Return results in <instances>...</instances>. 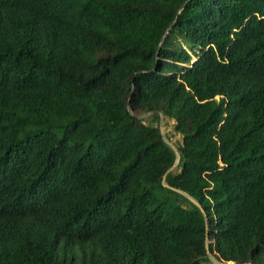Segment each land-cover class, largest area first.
Segmentation results:
<instances>
[{
  "label": "trees",
  "instance_id": "16d2710c",
  "mask_svg": "<svg viewBox=\"0 0 264 264\" xmlns=\"http://www.w3.org/2000/svg\"><path fill=\"white\" fill-rule=\"evenodd\" d=\"M213 258L264 264V0H0V264Z\"/></svg>",
  "mask_w": 264,
  "mask_h": 264
},
{
  "label": "water",
  "instance_id": "95a60500",
  "mask_svg": "<svg viewBox=\"0 0 264 264\" xmlns=\"http://www.w3.org/2000/svg\"><path fill=\"white\" fill-rule=\"evenodd\" d=\"M149 113H146L144 116H146V115H148ZM140 117H142V116H140ZM162 119H163V113L161 112V119H160V127H161V129H162ZM165 140H166V142L176 151V153H177V161L174 163V165L169 169V171H171V170H174V169H176L177 168V166H178V163H179V160H180V152H179V150H178V148H177V146L172 142V141H170L168 138H166L165 137ZM165 178H166V176H164V181H163V183L165 184V185H167L166 184V182H165ZM179 192H181V193H183V194H185V195H187L188 196V198L191 200V201H193L195 204H197L199 207H200V204H199V202L193 197V196H191L189 193H187V192H185V191H183V190H181V189H177ZM206 226H208V224L206 223ZM214 259V261L215 262H217V263H223V262H221V261H219V260H217L216 258H213ZM232 262V261H231ZM230 262H228L227 264H229ZM232 264H241V262H232Z\"/></svg>",
  "mask_w": 264,
  "mask_h": 264
},
{
  "label": "rangeland",
  "instance_id": "374dc122",
  "mask_svg": "<svg viewBox=\"0 0 264 264\" xmlns=\"http://www.w3.org/2000/svg\"><path fill=\"white\" fill-rule=\"evenodd\" d=\"M174 122L175 121L173 119L164 118V116H163L162 132L166 138H168L167 135H169L170 138H168V139L176 145V142L181 141L182 136L180 134H177L174 132V128H173ZM213 261H214V259H213ZM227 263L226 262L217 263L214 261V264H227ZM206 264H212V263H206ZM229 264H232V262H230Z\"/></svg>",
  "mask_w": 264,
  "mask_h": 264
}]
</instances>
